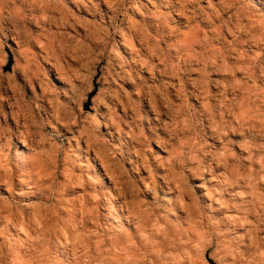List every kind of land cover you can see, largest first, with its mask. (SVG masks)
I'll list each match as a JSON object with an SVG mask.
<instances>
[{
    "label": "clouds",
    "instance_id": "9594fccd",
    "mask_svg": "<svg viewBox=\"0 0 264 264\" xmlns=\"http://www.w3.org/2000/svg\"><path fill=\"white\" fill-rule=\"evenodd\" d=\"M0 264H264V0H0Z\"/></svg>",
    "mask_w": 264,
    "mask_h": 264
}]
</instances>
